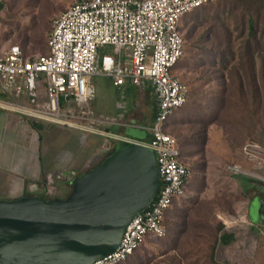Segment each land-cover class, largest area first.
Returning <instances> with one entry per match:
<instances>
[{
    "label": "built area",
    "instance_id": "2783aa9c",
    "mask_svg": "<svg viewBox=\"0 0 264 264\" xmlns=\"http://www.w3.org/2000/svg\"><path fill=\"white\" fill-rule=\"evenodd\" d=\"M216 1L76 0L53 21L47 53L31 59L17 44L0 47L1 92L28 96L26 104L0 100V107L43 123L99 134L118 144H143L155 154L159 178L155 199L130 220L117 247L92 264H119L147 237L166 233L165 213L184 194L189 174L178 159L176 139L164 131L167 118L184 104L188 92L172 73L183 53L179 25L183 16ZM95 75L112 78L114 86L127 80L151 86L157 108L149 141L138 142L84 124L92 120L86 105L88 81ZM38 86L43 88L44 99L37 95ZM71 103L76 109L68 106ZM241 151L250 161L264 162V148L258 143H246ZM225 168L233 174L250 173L236 164ZM251 177L264 182L260 171Z\"/></svg>",
    "mask_w": 264,
    "mask_h": 264
},
{
    "label": "rangeland",
    "instance_id": "374dc122",
    "mask_svg": "<svg viewBox=\"0 0 264 264\" xmlns=\"http://www.w3.org/2000/svg\"><path fill=\"white\" fill-rule=\"evenodd\" d=\"M74 1L2 0L0 40L5 42L3 48L16 43L27 56L44 53L53 20ZM50 7L57 8L51 13ZM244 8L231 7L223 1L187 14L181 20L185 49L173 72L187 84L190 98L187 105L169 119L167 131L180 147L186 134L202 127L189 123L186 112L194 114L202 108L212 120L203 127L206 134L203 151L181 158L190 170L189 198L175 205L169 213L168 236L144 243L135 261L128 264H209L206 256L210 245L222 232L216 231L220 223L224 230L233 233L234 240L224 247L216 243L214 260L217 264H264V221L256 224L260 219L259 202L254 200L250 205V223L243 210L234 207L235 201L244 200L250 194L252 173L258 168L264 171L261 165L264 162L248 160L240 149L252 141L264 148V90L257 105L248 99L251 95L246 86L243 96L236 90L240 78L246 83L244 68L239 63L241 39L238 37L243 30L240 16ZM261 15L264 16L263 11ZM221 32L231 34L232 55L223 53L226 39ZM260 38L264 40V36ZM251 109L256 112L253 118ZM197 148L200 146L192 150ZM230 163L250 173H230L225 168ZM243 176L249 180L243 181Z\"/></svg>",
    "mask_w": 264,
    "mask_h": 264
},
{
    "label": "water",
    "instance_id": "95a60500",
    "mask_svg": "<svg viewBox=\"0 0 264 264\" xmlns=\"http://www.w3.org/2000/svg\"><path fill=\"white\" fill-rule=\"evenodd\" d=\"M159 189L154 152L118 144L64 198L0 199V264H92L111 253Z\"/></svg>",
    "mask_w": 264,
    "mask_h": 264
},
{
    "label": "crops",
    "instance_id": "0c3cea01",
    "mask_svg": "<svg viewBox=\"0 0 264 264\" xmlns=\"http://www.w3.org/2000/svg\"><path fill=\"white\" fill-rule=\"evenodd\" d=\"M37 95L44 99L42 86H38ZM0 100L26 104L28 96L5 95L0 90ZM68 106L76 109L74 103ZM156 108L157 101L148 83L127 80L114 86L112 78L95 75L88 81L86 105L92 120L83 122L98 130L147 142ZM117 145L99 134L43 123L0 107V199L40 197L45 193L64 198L70 192L72 180L98 164L106 156L107 146ZM257 171L264 175L260 168ZM263 192L264 182L255 179L250 194L234 204L248 220L251 203L258 201L259 225L264 221ZM187 198V192L176 197L173 206ZM220 245L224 247L223 242Z\"/></svg>",
    "mask_w": 264,
    "mask_h": 264
},
{
    "label": "trees",
    "instance_id": "16d2710c",
    "mask_svg": "<svg viewBox=\"0 0 264 264\" xmlns=\"http://www.w3.org/2000/svg\"><path fill=\"white\" fill-rule=\"evenodd\" d=\"M223 1H224L225 4L226 3H230L231 7H238V6L245 7L244 8V12H242V16H240V23L241 24L243 23V30L241 29V32H240L238 37L241 39V43H240V47H239V50H240L239 63L242 66V68H244V72L246 74V83L244 84L243 80L240 78V82H238L236 90L238 91V93L241 94V96H243L244 91H242V90H243L244 86H246L248 88V94L251 95L248 98V99L251 100V104L257 105V102L260 104V100L262 98V91L264 90V40L262 41L261 40L262 38H260V37L264 36V16L261 15V11L264 12V0H229V1H227V0H217L215 3L210 4L208 6H203V7L197 8L196 10L192 11L191 13L196 12V11H198L200 9H203V8H207V7H210V6H213V5L220 4ZM58 6L61 7L60 5H58ZM2 7H3L2 0H0V10L2 9ZM57 7H50L51 8V10H50L51 13L55 12L54 8H57ZM67 8H65L63 11H65ZM63 11H61L59 13V15ZM48 13L49 12H47V14ZM181 22H180L181 26L179 25V29L183 33V53H182V56L180 57V59L176 62V64L174 65V67L172 69V73L177 78H178V76L173 72V70L175 71L176 67L178 66V63L182 59L183 54H184V49H185V32H183V28H182V23ZM52 26H53V24H52ZM52 26H51V29H52ZM51 29H50V32H51ZM260 31H261V35H260ZM221 34H222V36L224 35V40L226 39V43H224L225 49H224L223 53L228 52V54L232 55V53H231V51H232L231 50V42H232L231 34L230 33H228V34L224 33L223 34V32H221ZM48 36H49V34H48ZM48 36H47V39L45 41L46 51L44 53H42V54H45V53L48 52V47H47ZM222 36H221V38H222ZM4 43L5 42L0 40V47H3ZM11 44H16V43H9L8 45H11ZM17 45L21 48V50L24 53L23 47L20 46L19 44H17ZM24 55H25V53H24ZM39 55H41V54H39ZM36 56H38V55H36ZM36 56H27V57L33 59ZM257 58H259V65H256ZM181 82H183V81H181ZM183 83L185 84V82H183ZM185 85L187 86V84H185ZM189 98L190 97H189V89H188L186 101L184 102V104H182V106H180L179 108L175 109L169 115V117L167 118V120H166V122L164 124V131L167 134L171 135L167 131V126H168L169 119L171 117H174V115L176 113H178L180 110H182V108L184 106L187 105V103L189 102ZM203 111H206V110H204L202 108H198V110L194 111V114H191V113L189 114L187 112L185 113V116L188 115L187 119L191 120V121H188L189 123H191L193 126L201 125L202 127L200 129H198V130H192V133L186 134L183 137V139L181 140V142H180L181 143L180 147H179V144H178V142L176 140L177 147H178V150H179V158L178 159L187 168H188V166L181 160L182 156L187 157V156H190L192 154L199 153V152L203 151L202 146H203V144L205 142V135H206L204 133L203 127L206 126V124H208L212 120V117L206 116L205 112H203ZM207 111H209V110H207ZM251 111L252 112H250V114H251V117L253 118L255 116L256 112H253L252 109H251ZM209 113H210L209 115H212V112L209 111ZM247 143H249V142H247ZM255 143H257V142H255ZM181 146L185 147L186 150H185V148L184 149L181 148ZM198 146H200V148H197L196 150H192V149H194L195 147H198ZM107 147L109 149H108V152L106 153V156L108 154H110L115 149L116 146L115 147L114 146L113 147L107 146ZM187 147H190V148L187 149ZM240 149H242V148H240ZM230 164H236V163H230ZM188 171H189V174H188V177H187V179L185 181L184 193L185 192L188 193L189 177H190L189 168H188ZM238 175H242V174H238ZM248 180H249V178L247 179V178L244 177L243 181H248ZM253 181H255L254 178H253ZM262 196L264 197V192H263ZM40 197H42L44 199L55 198V197H53V195H50V194H47V193H45L44 195H42ZM262 202L264 204V200ZM173 207L174 206H173V202H172L171 206L166 211L164 219H163V222H162V224H163V226L165 227V230H166L165 235L162 236V237H147L146 240L137 249H135L132 252V254L126 260H124L123 262H120L119 264H128L129 262L135 261L133 259L135 258L137 252L141 251V249L143 248V244L144 243L151 242V241L154 242L157 239L158 240L165 239L168 236V234H169V225L166 224V221L168 219L169 213L173 210ZM216 231H217V233H220L221 231L222 232L220 233L218 238L215 239L213 241V243L210 245V250H209V253L207 254L208 256H206L207 257L206 260L209 262V264H217L215 262V260H214L215 245H216L217 242H221V243L223 242L224 245H228L234 240L233 233L224 230V225L222 223L218 224V226L216 227ZM173 248L174 247H172V249ZM193 261H195V259ZM173 264H178V263L176 262V263H173Z\"/></svg>",
    "mask_w": 264,
    "mask_h": 264
}]
</instances>
